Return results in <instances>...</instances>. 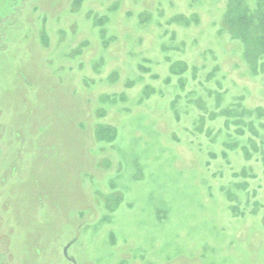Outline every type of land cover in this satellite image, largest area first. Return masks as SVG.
<instances>
[{
  "label": "rangeland",
  "instance_id": "374dc122",
  "mask_svg": "<svg viewBox=\"0 0 264 264\" xmlns=\"http://www.w3.org/2000/svg\"><path fill=\"white\" fill-rule=\"evenodd\" d=\"M230 8L0 0V264H264V50Z\"/></svg>",
  "mask_w": 264,
  "mask_h": 264
},
{
  "label": "trees",
  "instance_id": "16d2710c",
  "mask_svg": "<svg viewBox=\"0 0 264 264\" xmlns=\"http://www.w3.org/2000/svg\"><path fill=\"white\" fill-rule=\"evenodd\" d=\"M242 0H231V8L229 10V16L227 18V23L230 27L234 25H245L253 26L255 21V27L258 29L259 33L257 37H255V43L259 48L264 50V11L263 14H259L257 17L247 16L246 9L242 7ZM253 21V22H252ZM257 21V23H256Z\"/></svg>",
  "mask_w": 264,
  "mask_h": 264
},
{
  "label": "flooded vegetation",
  "instance_id": "af4514ba",
  "mask_svg": "<svg viewBox=\"0 0 264 264\" xmlns=\"http://www.w3.org/2000/svg\"><path fill=\"white\" fill-rule=\"evenodd\" d=\"M75 243V241H71L70 243H68L63 251V256L71 263V264H75L74 258L73 257H69L68 256V250L69 248ZM65 250H66V254H65Z\"/></svg>",
  "mask_w": 264,
  "mask_h": 264
},
{
  "label": "water",
  "instance_id": "95a60500",
  "mask_svg": "<svg viewBox=\"0 0 264 264\" xmlns=\"http://www.w3.org/2000/svg\"><path fill=\"white\" fill-rule=\"evenodd\" d=\"M65 254H66V250H65Z\"/></svg>",
  "mask_w": 264,
  "mask_h": 264
}]
</instances>
